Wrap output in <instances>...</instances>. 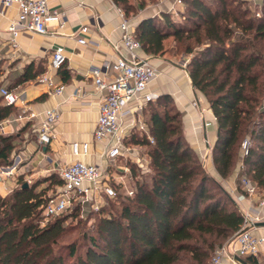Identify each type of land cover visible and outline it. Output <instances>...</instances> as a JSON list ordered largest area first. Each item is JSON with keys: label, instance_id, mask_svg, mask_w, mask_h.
I'll return each mask as SVG.
<instances>
[{"label": "trees", "instance_id": "obj_1", "mask_svg": "<svg viewBox=\"0 0 264 264\" xmlns=\"http://www.w3.org/2000/svg\"><path fill=\"white\" fill-rule=\"evenodd\" d=\"M113 2L127 18L146 7V0ZM184 3V22L163 12L142 19L135 36L152 57L168 56L173 51L169 41L184 47L191 56L187 70L192 85L216 118V171L227 180L242 162L239 176L252 181L264 196V0L256 4L260 17L247 0ZM4 73L0 63V89ZM44 73L43 63L32 62L8 76L12 84L7 89ZM68 79L64 71V81ZM170 103L171 96H162L143 112L153 144L138 132L126 139V145L149 148L150 182L137 180L132 196L113 185L116 196L96 213L93 229L81 221L66 226L68 220L80 219V204L53 222L40 220L50 200L46 194L62 186L61 179L52 181L57 174L0 194V264H211L216 250L242 231L245 216L186 141L181 114L172 105L168 110ZM15 112L0 95V123ZM246 138L250 151L242 158ZM18 145L17 135L0 134V167L12 164ZM47 182L50 186L38 190ZM244 259L260 264L256 257Z\"/></svg>", "mask_w": 264, "mask_h": 264}, {"label": "crops", "instance_id": "obj_2", "mask_svg": "<svg viewBox=\"0 0 264 264\" xmlns=\"http://www.w3.org/2000/svg\"><path fill=\"white\" fill-rule=\"evenodd\" d=\"M173 2L174 0H156L138 18L132 19L135 26L142 19L169 12ZM49 3L52 8L65 14L64 26L59 28L52 24L50 31L55 34L47 36L21 34L16 40L18 46L14 48L11 42L13 36L7 28L10 21L17 17V10L4 8L0 0V63L5 70L3 87L9 88L12 84L11 78H8L10 74L23 72L32 62L43 63L47 73L51 54L58 46L65 48L68 58L61 70L49 72L55 83L65 84L66 88L61 95L50 94L46 84L40 81L41 76L12 89L20 96V101L15 106L16 112L8 119L7 135H17L20 146L13 155L15 160L19 158V161H23L10 178L11 184L8 186L12 190L22 186L24 182L31 183L33 178L59 175L61 166L77 159L72 153L74 143L90 147V154L79 157V160L90 165H109L104 156V144L96 142L93 137L101 104V94L94 86V74L97 71L104 73L106 63L113 62L120 56H130L121 40L120 8L113 0H49ZM83 27H89V32L81 33ZM82 37L87 40L86 45L79 44L78 38ZM139 55L151 61L159 71V76L149 85V91L159 97L171 96V105L181 114L186 141L202 160L205 169L216 180L223 181L216 171L212 157V149L217 140L216 118L207 100L193 87L188 70L176 66L168 56L152 57L143 50ZM64 71L69 74L67 81H64ZM6 83L9 84L5 86ZM194 98L199 99L200 108L193 106ZM23 109L34 112L38 117L32 120L20 119ZM50 109H57L60 117L53 127L51 143L44 145L39 140V126L45 112ZM203 119L211 122L212 127H205ZM132 120L133 117H127L125 125L130 127ZM237 174L238 168L229 179L223 181L235 202L238 196L235 188ZM236 203L243 213L255 207L250 200ZM256 211L264 222V207L257 208ZM252 230L256 235L264 234V227ZM262 260L264 261L263 256L259 258L260 264ZM222 264L232 263L226 258Z\"/></svg>", "mask_w": 264, "mask_h": 264}, {"label": "built area", "instance_id": "obj_3", "mask_svg": "<svg viewBox=\"0 0 264 264\" xmlns=\"http://www.w3.org/2000/svg\"><path fill=\"white\" fill-rule=\"evenodd\" d=\"M250 3L257 4L258 0H249ZM4 8H16L17 17L10 21L7 31L12 34V45L17 48V38L21 34H36L47 36L55 34L50 31L52 24L62 28L65 24V14L50 6L49 0H2ZM185 7L184 0H174L169 13L179 15ZM120 10L122 23L121 40L129 53V58L120 56L113 62L104 65V73L95 72L94 86L101 94V104L98 111V121L94 131V140L103 143L105 147L104 156L110 165L118 159L131 160L140 168L149 171V162L144 161L137 155L133 148L126 145V139L134 132L146 135L153 144L154 138L150 135L148 126L144 120L143 112L147 105L158 99V95L150 92L148 87L159 76L158 69L148 59L142 58L139 52L142 50L140 41L135 36L134 20L125 16ZM260 17L261 14L257 13ZM89 27H83L81 33H88ZM81 45H86L85 38H78ZM66 50L62 46L56 47L49 63V70L41 76L40 81L46 84L48 91L52 95H61L66 86L54 82L49 72L59 71L67 63ZM0 95L6 105L17 106L20 96L14 91L1 87ZM194 107L199 108L198 98L194 100ZM133 117L129 126L125 125L127 117ZM38 115L23 109L19 115L20 119L32 120ZM60 117L57 109L47 110L39 126V140L44 145H49L52 141L53 127ZM204 126L212 127V123L203 119ZM8 119L0 123V134L7 135ZM250 139L246 138L241 143L242 158L248 156L250 151ZM72 153L77 158L72 163L65 164L59 168L58 174L62 186L58 188V195L50 198L44 209L47 218H55L68 212L75 202L83 204L93 202V206L98 209L102 198H114L116 190L111 184V177L108 167L90 165L79 157L90 154V147L87 144L72 145ZM242 162L240 164V169ZM239 169V171H240ZM14 176V170H0V194L11 193L13 190L8 186L7 180ZM119 183V182H118ZM122 183V182H120ZM121 185V184H120ZM238 193V203L250 200L255 206L252 210L245 211L244 225L242 231L228 243L217 249L212 264H222L226 258L232 264H237L235 256L264 257V234L256 235L252 228L255 224L263 222V219L256 211L257 208L264 207V196L259 192L257 186L246 177H240ZM132 195L133 192H130ZM44 224V223H43ZM252 227V228H251ZM250 228L248 230H245Z\"/></svg>", "mask_w": 264, "mask_h": 264}, {"label": "rangeland", "instance_id": "obj_4", "mask_svg": "<svg viewBox=\"0 0 264 264\" xmlns=\"http://www.w3.org/2000/svg\"><path fill=\"white\" fill-rule=\"evenodd\" d=\"M247 1L249 2V0H247ZM155 2H156V0H146V7L143 10H145L148 6H150V4H153ZM247 6H249L254 12H256V15H257V13H260L262 15L259 8H257L259 6H257L256 4L249 2V4ZM143 10L139 11V13L137 15H131L128 18L129 19L138 18ZM184 12H185V7L181 9L179 15H175L173 13H170V14H171V16H173V18L175 20L180 21V22H184V18L181 16L182 13H184ZM159 16L157 15L156 17H159ZM168 46L173 47V51L168 55V57L173 60V63L176 66H178L180 68L182 67V68L187 69V65L191 59V56L186 55L184 53L185 52L184 47L175 45L172 43V41L168 42ZM3 78H5V76H3ZM7 84H9V83H6L5 86H7ZM5 88H7V87H5ZM195 99H197V98H194L192 101L193 106H194V100ZM198 101H199V99H198ZM165 107H166V104L162 103L160 106V110L164 111ZM169 108H171V103L167 105L168 110H169ZM149 110L150 111L147 112L148 115L151 112V109H149ZM152 110H154V107L152 108ZM143 117H144V115H143ZM144 119H145V117H144ZM19 146H20V144L18 145V147ZM127 147L133 148L137 152V155L144 161V164L147 167L148 164H146V163L149 162V156L147 155V152H148L149 148L145 147V146H141V145H135V144H132V146L127 144ZM22 162L19 161V158L17 160H15L14 155H13L12 156V164L10 166H1L0 170H2V171L18 170L21 167ZM135 170H136V172H135ZM147 170L140 168L136 163H133V161H131V160L126 161L125 159H118L114 163V165L109 164V174H110V177L112 178L111 184L112 185H120L121 184V186H122L121 191L124 192L125 194L132 196L133 194L131 195L130 192H134V188H135L137 180L142 179V180H145L146 182H150V178H151L152 173H151V171H147ZM39 179L33 178L31 180L32 181L31 183L30 182H24V183L31 186L34 182H36ZM239 180H240V176H239V170H238V174L236 177V183H235V188H236V191L238 193L241 192L239 185H238ZM52 181L54 184H57L60 181L59 175H54V178L52 179ZM223 181H221L220 183H221L222 187L229 193V191H228L229 189H227L228 187H227L226 183H224ZM9 182H10V180H7L8 185L11 184ZM120 182H122V183H120ZM47 186H50V183H47L45 185H41L38 188V190L46 188ZM20 187H22V186H19L18 188H20ZM55 188L56 187H52L48 191V193L46 194L47 198H49V197L52 198V197H55L56 195H58V193H59L58 187L56 189ZM13 190H16V189H13ZM11 193L3 192L1 195L5 196V195L11 194ZM108 199H110V198H108V197L104 198L103 197L101 200V203L99 204L98 209L96 208V206L95 207L93 206V204H92L93 202H85V203L81 204L82 210H81L80 219L79 220L78 219H74V220L70 219L66 222V226H68V227L75 226L78 223V221H81L82 222L81 226H85L86 229H88V230L93 229V227L96 224V220H97V218H96L97 214L96 213L99 212L101 207H106ZM76 204H77V202L74 203V205H76ZM40 220L42 221V223L45 224L48 222H53L55 220V218H47L43 213ZM76 234L77 233H75L74 235L76 236ZM212 259H213V257H212ZM211 264H212V260H211ZM262 264H264L263 260H262Z\"/></svg>", "mask_w": 264, "mask_h": 264}, {"label": "water", "instance_id": "obj_5", "mask_svg": "<svg viewBox=\"0 0 264 264\" xmlns=\"http://www.w3.org/2000/svg\"><path fill=\"white\" fill-rule=\"evenodd\" d=\"M28 186H29V185L26 184V183L23 185V187H28ZM255 227H256V228L264 227V222H260V223L255 224ZM251 228H252V227H251ZM248 229H250V228H247V229H245V230H248ZM235 261L237 262V264H249V263L246 261V259L241 258V257H239V256H235Z\"/></svg>", "mask_w": 264, "mask_h": 264}]
</instances>
